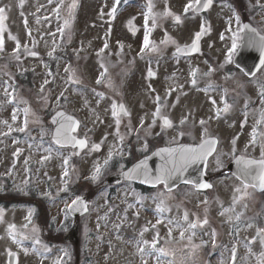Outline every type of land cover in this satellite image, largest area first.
<instances>
[{
    "label": "rangeland",
    "instance_id": "obj_1",
    "mask_svg": "<svg viewBox=\"0 0 264 264\" xmlns=\"http://www.w3.org/2000/svg\"><path fill=\"white\" fill-rule=\"evenodd\" d=\"M26 1L0 0V6L8 14L6 27H3V40L8 50L7 59L9 60L7 66L0 65V159L4 162L10 160V164L15 161L18 167L21 166L23 168L27 162L22 159L24 151L26 153V151L31 152L34 150L33 154L35 157L33 159L40 161V164L43 161V164H41L43 169L48 170L56 178V194L66 190L62 188V181L64 179L62 176V164L69 155L75 157L76 152L74 150H54L48 143L43 145V147L49 148V150H45L39 144L40 137L46 133L50 134L49 131L51 130L45 121L42 122L44 109L51 112L57 108H63L68 112L76 113L84 122L79 135H87L88 131H92L94 135H91L90 141L99 142L102 145L100 151L93 150L90 146L81 156L76 158L77 162L75 172L73 171L72 173V183L78 179H91L93 184L96 185V193L90 212L82 217V224L79 230L80 243L57 249L54 256V264H64L62 262V253H64L66 260L72 262L79 260V264H145V262L147 264H227L230 253L225 257L226 261L219 259V255L224 251L223 248L217 252V256L212 263L206 261L201 242H203V239H206V236L203 237V235L206 234L207 229L200 226H197L195 229L189 227L191 223L197 222V217L200 215L207 216L208 218V210L202 208L206 201L202 203L203 196L196 195L191 188L183 187L177 190L175 194H168L164 192L162 187H159L155 192H142V190L136 189L130 183H122L118 186L105 185L106 179L113 173V170L121 171L125 169V165L122 164L124 157L117 156L118 165L113 170L111 169L109 158L111 156L113 158L117 151L119 153L122 152L123 144H118L116 130L113 126L115 120L113 115L114 110L111 112L112 100L110 101L109 98H101L99 100V86H97L99 83L94 80V75L99 70H106L107 65L103 62L95 64L94 54L92 56L91 52H89L88 55L92 57L89 59L88 69L94 73V78L87 75L82 70L83 67L79 66V69H77L78 74L83 77L80 79L87 81L84 88L62 85L58 86L49 97H44L40 101L30 102L29 99H22L19 102H14L9 93V90L12 89L10 84L14 73L17 70H23L24 68H21V66H25L26 68L39 66L36 59L24 57V63H20L14 59L17 42H31L30 36H32L34 41L32 47H40L41 51L46 53L58 36L53 37V33H51L49 27L40 29L38 35L36 33L34 35L31 32L27 33L28 30L34 31L33 28L38 27L30 21H26L28 25L24 22L23 16H27L26 19L30 20L37 9V5L31 7L30 4H26ZM40 1L44 2L46 0ZM94 1L99 7V22H93L95 18H88L83 24V26H87L86 35L83 34L79 24L74 26L73 38L76 42H80L81 47H83L84 40L86 44L84 47H87L88 50H93L97 47L100 49L104 45H110L113 48L125 46L128 49L132 48L130 51L131 56L136 58V50L144 43L145 36L150 37L151 41H153L152 48L162 44L158 49L170 48L167 51V58L165 60L157 58L152 64L156 67L161 77L162 73L166 74L172 68H178L177 65H171L173 50L170 45L174 41L180 44L189 43L196 36L198 30L205 27V38L202 42L203 48H211L221 59L225 58V49L229 46L226 38L230 36L228 33L232 32L231 26H234L233 19L228 16L232 17V12H230V9L225 4L213 7L209 12V16L203 17L193 12L194 0L193 7L187 12L185 11V7L189 4L190 0H125L126 6L121 11L122 13L120 12V16H118V18L120 17V21L114 27V22L110 21V17L113 15L112 9L117 0H86V10H91ZM150 3L151 12L149 11ZM70 12H74V9L71 8ZM166 12H170L171 15L165 14ZM43 13H48V8ZM84 14L87 15L83 12ZM92 14L89 13V15ZM176 14L183 18V23H180V25L171 20ZM27 26L30 28H27ZM208 29L212 30L211 34L207 33ZM12 37H16V39L14 40ZM97 38H99V42H97ZM149 45L151 46V43ZM127 54L129 55V53ZM135 61L144 64L137 59ZM107 63L109 62L107 61ZM129 63L130 61L127 64ZM189 63L193 64L195 62L194 60H190ZM137 65L141 68V65ZM146 68L144 64V73ZM40 72L38 71L39 74ZM78 74L75 73L76 76ZM143 78V76L140 77V79ZM131 79L128 76L125 78V82L128 84ZM168 79L177 86V81L174 78L168 75ZM111 80L112 78L109 81V88H111L110 83L116 81V77H114L113 82ZM139 82L143 84V81ZM93 83H97L95 84L97 87ZM77 88L81 91L78 95L73 92ZM67 90L72 94L69 98L64 97V92H67ZM169 90V86H164L162 83L157 87V93L163 96H167ZM35 94L32 88H26L25 96L34 95L33 98L35 100L37 97ZM132 95H134L133 91ZM142 96L144 97V95ZM125 102L129 106L128 129H130L132 123L148 119L143 111V107L146 108L148 106L146 99H141L140 97L130 98L128 94L125 96ZM198 103H201V101ZM207 103L204 102L202 105V115L199 117L206 115ZM25 111L26 113L31 112L30 115L33 122L30 132L33 133H30L21 142L17 141L14 137L8 136V129L20 125V113ZM186 111V106L178 108L173 112L172 116L173 118H181L186 115ZM234 111L240 112V107ZM211 112L212 106L209 104L208 114H211ZM214 115L213 134L219 135L221 133L223 144H220V148L217 150L218 154L216 153V157L212 160L210 170L220 167L221 160L235 151L230 150L232 141L229 140V134H227L229 133L228 120L219 117L215 113ZM236 126L237 131H239L240 127H242L241 121L240 124H233L232 129L234 130ZM202 133L203 130L198 129V137H201ZM31 134H36L34 137H37L35 139L37 142L33 140L35 142L33 143L31 141ZM28 143L30 144L28 145ZM18 151L21 154L17 162L15 159L17 158ZM97 167L100 168V173L98 178L93 179ZM75 198L73 194L70 195L69 193L65 197L56 198L52 209V218L56 224V231H65V229L73 225L74 221L67 213V206ZM199 205L201 206L199 207ZM185 212L188 215L187 220L184 219ZM159 229L165 231L162 234L168 238L165 250L167 255L162 259H160L161 255L157 251L158 248L152 247V242L155 240L152 233L159 232L160 235ZM181 232L184 233L183 238H181ZM195 232L200 236L202 235L197 245L195 241L198 238ZM24 238L20 237V240ZM210 239V237L207 238L209 242L211 241ZM192 244L194 245L193 247ZM1 245L2 243L0 244V252L3 247ZM13 247L14 249L20 248L18 246ZM197 248L198 251H196ZM40 250L43 251L42 248ZM37 254H40V252L32 251L31 253H27L22 258V261L25 264H36L40 262L38 256H36ZM157 257H159V262ZM198 259L201 261L198 262ZM47 263L50 264L51 262L47 261Z\"/></svg>",
    "mask_w": 264,
    "mask_h": 264
},
{
    "label": "flooded vegetation",
    "instance_id": "obj_2",
    "mask_svg": "<svg viewBox=\"0 0 264 264\" xmlns=\"http://www.w3.org/2000/svg\"><path fill=\"white\" fill-rule=\"evenodd\" d=\"M72 2L73 0H46L44 2L27 0L26 4H30L31 7L37 5V9L30 20L26 19L27 16H23V19L25 23L30 21L37 25L38 28H33V33L37 35L40 29L46 27L51 29V33H59L60 41L64 40L61 44L65 52L73 51L75 54L73 58L59 59L58 64L54 66L50 64L49 69H45L41 73L54 74L57 67L63 65V69L71 71L69 80L75 82L82 77L78 74L77 69L79 66L82 68L84 63L79 56L83 47L73 38L74 26L79 24L82 29L88 18H95L94 21L99 22V7L94 2L91 10H86V0H75V7H72ZM226 2L232 12L233 18L228 16L233 19L234 26H231L232 32L228 33L230 36L226 38L229 46L225 49L224 59H221L211 48L205 49L203 46L199 53L194 55H182L174 51L175 53L171 56V65H177L178 68L174 67L168 73H162L160 77V73L152 65L154 63L152 60L155 61L157 58L165 60L167 58L165 50L167 49H163L161 55L151 50L141 52L146 66L148 64L145 75L137 65L141 64L135 61L129 51L117 50L115 62L107 65L106 71L109 72L104 73L108 77V82L110 78L113 82L114 77H116V81L110 83L111 88L108 90L105 88L109 83H106L102 89L98 87L99 99L112 98L116 105L114 111L118 114L117 106L124 103L125 96L129 94L130 98H138L141 93L146 94L148 119L143 130L136 133L132 129V125L131 132L128 130L129 122L124 123L129 118L128 110L117 115V118L123 119L122 126H118L117 129L120 138L126 142L131 141L132 135L136 134L135 146L144 148L147 153L163 146L200 143L213 136L211 131L213 120L207 117L209 116L208 108L211 104V114H214L216 105H220L218 109L228 120L227 125L231 137L229 140L232 141L230 150L235 151L227 157L229 162L225 166L207 172L212 184L210 189L196 191L193 187L188 186L196 195L203 196L202 203L205 201L206 203L202 208L208 210V218L202 215L197 217V221H199L197 226L207 229L203 237L206 236V240L210 237L213 247L210 248V244L207 242H201L204 251L201 252L205 253V257L212 254L216 258L217 252L223 248L224 251L219 255V259L226 261L225 257L230 253L227 264H264V239H262L264 233L257 235L260 230L264 229V190L259 187L258 183L254 187L250 186L244 189L241 178L228 169V164L237 156L246 160L264 158L262 155L264 154V65L261 64V59H264L261 50L264 42L260 39L264 37V0H227ZM47 8L48 13H43ZM71 8L74 9V12H70ZM83 12L87 15H83ZM89 13L93 14L89 15ZM199 16L208 17V14H199ZM65 21L68 23L66 24ZM26 25L28 24L26 23ZM244 25H248V27L245 28ZM203 28L205 29V27ZM241 29L243 30L241 31ZM205 31L202 33L203 39ZM207 33L211 34L212 30L208 29ZM234 33L237 34L235 36L237 48L229 60ZM30 40H33L32 36H30ZM240 48L241 54L237 63L235 57ZM190 60H194L195 63H189ZM129 61L130 63L127 64ZM40 64L44 67L41 62ZM103 72L104 70H99L95 73L98 80ZM142 74L144 78L140 79ZM168 75L177 81V86L169 81ZM128 76L132 79L127 84L125 78ZM193 79L196 81L195 84L192 83ZM29 81L32 85L36 83L39 86L42 75L37 74L31 80H25L24 83L27 84ZM139 81H143L144 85H141ZM161 83L170 88L167 96L157 93V87ZM132 91L134 95H132ZM199 101L201 103H198ZM204 102H208L207 113L202 118L205 124L201 125L198 123V115L201 113ZM225 103L230 105L227 112L223 111ZM184 106L187 110L186 115L181 118H173V112ZM238 107H240V112L234 111ZM157 110H159V114H157ZM165 117L171 122L170 126L165 125ZM182 120H185L183 124H181ZM240 121L242 127L239 131H237V126L233 130L232 125L240 124ZM198 127L207 129V133L203 130V135L198 137ZM254 132L255 139H253ZM234 140L235 143H233ZM16 161L18 162V160ZM30 161L35 160L30 158ZM1 162L9 163V165L0 174V244L2 243L1 246H3L0 252V264H9L12 253L17 256V264H25L22 261V256L25 257L32 251H39L40 245L51 247L61 236L55 230L56 224L52 218V209L56 201L54 191L56 178L48 170L43 169V166L40 171V164L33 167L31 171H27L24 167H18L15 161L11 164L10 160ZM253 167L258 171V166ZM242 168L243 165L241 170ZM248 183L252 184L253 181L249 180ZM237 188H240L241 192H236ZM177 190L179 189L166 193L175 194ZM242 194H244L243 199L234 202V198ZM237 216L240 217L239 220L236 219ZM204 219L208 221L206 224L202 223ZM10 225L15 226L14 230L9 227ZM159 231L160 235L159 232L153 233L156 238L161 240V245L166 250L167 244L164 246V243H167L168 238L162 234L165 231L161 229ZM10 233L15 235V240ZM195 233L198 238L195 241L197 245L202 235ZM20 237L25 238L20 240ZM40 239L47 242V245ZM11 245L20 248L12 249ZM50 251L52 254V250H48V253ZM199 259L198 261H201Z\"/></svg>",
    "mask_w": 264,
    "mask_h": 264
},
{
    "label": "snow or ice",
    "instance_id": "obj_3",
    "mask_svg": "<svg viewBox=\"0 0 264 264\" xmlns=\"http://www.w3.org/2000/svg\"><path fill=\"white\" fill-rule=\"evenodd\" d=\"M117 3H119V0H117ZM194 3L199 5L200 4V0H194ZM212 3V0H206V3L203 5V7L207 8L210 4ZM72 7H75V0H73L72 2ZM193 7V0H190L189 4L185 7V11L187 12L190 8ZM116 11V8L114 7L112 9V13L114 14ZM149 11L151 12V3L149 5ZM4 12H5V9L4 8H0V50H3V45H4V40H3V36H2V33H3V20H4ZM165 14H168V15H171L170 12H166ZM176 20H179L180 17L179 16H176L175 17ZM239 18L237 17V20ZM65 23L67 24L68 22L65 21ZM245 28L248 27V25H244ZM205 29L202 27L201 29V32H198L196 33V39L195 41L193 42L192 44V50H198V41L200 39V36L202 35L203 31ZM243 29H241L242 31ZM255 31V30H253ZM237 34L234 33V42H233V45H232V49L230 50L229 52V56H228V59L231 60L232 58V54L234 53V51L236 50L237 48V44L235 43V36ZM12 39H16V37H12ZM262 42H264V37H261L260 38ZM149 44V40H148V37L145 36V39H144V46L147 47ZM19 47V43L17 42V48ZM105 47H107V45H105ZM262 54H264V44H262ZM143 51V49H142ZM181 49L178 47L177 48V52H180ZM33 55H35V53H32ZM261 64L264 65V59H261ZM106 71V70H105ZM103 75V74H102ZM151 75V73H150ZM193 75L195 76V73H193ZM98 83L100 82L99 80L97 81ZM193 84L196 83L195 79H193L192 81ZM14 99V97H13ZM213 103H215V101H213ZM113 107L115 108L116 105H113ZM120 110L121 111H124V107L123 105H120ZM230 108V105H228L227 103H225L224 105V109L223 111L227 112L228 109ZM220 113V110L218 109L217 110V115H219ZM157 114H159V110H157ZM57 115L59 116H63L64 114L63 113H57ZM113 115H117V113L114 111L113 112ZM13 119H15V117H13ZM71 123L68 124V125H65V124H61L60 128H58L56 130V136H57V139H56V143L57 144H60L61 143V132H62V129H65L66 127L67 128H71L73 131L75 130V128L73 127V125H78L79 122L78 121H75L73 118H68ZM185 122V120H182L181 121V124H183ZM27 123V121H25V124ZM164 123L165 125H168L170 126L171 122L167 119V117L164 118ZM201 125L205 124V121L204 120H201L200 121ZM21 131H23V129H21ZM205 133H207V129H204ZM253 139H255V132L253 134ZM69 142H74L75 144H78L80 147H84L86 145V141L85 140H76L74 137H72ZM218 143V141L216 139H205V140H202L201 144L199 145L198 148H183L181 150V156H180V159L182 161V165L180 168H176L175 166H173L172 169H169V170H162L161 172V175L156 177V182H163L165 185H167L168 181L170 179H172V177L177 173V172H180L184 169L185 166L189 165V164H192V163H195L197 160H202L204 159L206 156L210 155L212 151H214V148H215V145ZM233 143H235V140L233 141ZM162 151H167L169 153H173V152H176L177 150L176 149H164ZM264 155V154H262ZM67 160H65V164H67ZM105 163H107V161H105ZM237 163L238 164H242L243 165V168L240 172V178L243 182V187L244 189H247L248 187L250 186H256L257 183L259 185V187L264 190V158L260 159V160H246L244 158H238L237 160ZM253 166H258V171H256V169L253 167ZM99 173H100V168L97 167L96 169V172L94 173L93 175V179H96L98 178L99 176ZM65 175H67V172H65ZM127 175V174H126ZM251 180L253 181L252 184H249L248 181ZM186 183H195L193 181H186ZM197 188H209L211 187L210 184H207V183H196L195 185ZM236 192H241V189L240 188H237L236 189ZM246 194V193H245ZM243 195L242 194L241 196H238V197H235L234 198V202H237L238 200L240 199H243ZM80 202L81 205L85 208V210H87V206L86 205H83V201L81 200L80 197H77V199L75 201H73V204H76L77 202ZM184 219L187 220L188 219V215L187 213L185 212L184 214ZM237 220L240 219L239 216L236 217ZM208 221L207 219H204L202 221L203 224H206ZM199 223V221L197 222H193L189 225L190 228L192 229H195L197 227V224ZM11 229L14 230L15 226L14 225H10L9 226ZM262 233H264V229L260 230L257 235H261ZM10 235H12V238L15 240L16 237L15 235H13L12 233H10ZM158 235V234H157ZM181 238L184 237V233L181 232ZM194 235V233H193ZM189 239H191V237H189ZM262 239H264V237H262ZM158 241H153L152 242V247L155 248L156 247V243ZM37 243H39V241H37ZM25 251H27V249H25ZM141 251H143V249H141ZM157 251L161 254V255H167V253L165 252V250L163 248H160V249H157ZM11 255H15L14 253H12ZM157 260L159 262V257H157ZM145 264H147V262H145Z\"/></svg>",
    "mask_w": 264,
    "mask_h": 264
},
{
    "label": "water",
    "instance_id": "obj_4",
    "mask_svg": "<svg viewBox=\"0 0 264 264\" xmlns=\"http://www.w3.org/2000/svg\"><path fill=\"white\" fill-rule=\"evenodd\" d=\"M183 52H193L194 50L187 48L182 50ZM54 123L56 128L59 127L60 123L56 119H54ZM59 124V125H58ZM74 127V126H73ZM75 128V127H74ZM76 129V128H75ZM72 129L68 130V133L62 129L61 136L65 139L63 141L65 144H73V142H69V139L66 134H69ZM75 131V130H74ZM70 135V134H69ZM217 144L215 145L214 151L216 149ZM183 148H198V147H172V148H163L157 150L152 156L149 158L142 159L138 163L134 164L131 168H129L126 172L122 175L115 176L111 179V181L117 182L123 179L131 180L133 182L148 185V186H156L163 182H156V177L161 175L162 170H169L172 169L173 166L176 168H180L182 165V161L180 159L181 150ZM164 149H176V152L169 153L167 151H162ZM211 152L210 155L206 156L202 160H197L195 163L189 164L184 167V169L180 172H177L172 179H170L166 185L167 189H173L177 187L181 183H186V181H193L195 183H186V184H194L196 183H207L206 178V167L209 157L214 153ZM242 164H238L237 160L231 164V169L237 175L240 176V169ZM127 174V175H126ZM197 188V187H196ZM198 189H206V188H198ZM83 205L87 206V203L83 201ZM74 211L78 212V215L83 214L87 210L81 205L80 202H77L73 206V213Z\"/></svg>",
    "mask_w": 264,
    "mask_h": 264
}]
</instances>
